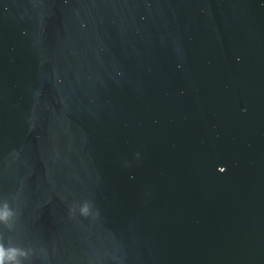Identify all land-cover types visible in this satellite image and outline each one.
Masks as SVG:
<instances>
[{
	"label": "water",
	"instance_id": "obj_1",
	"mask_svg": "<svg viewBox=\"0 0 264 264\" xmlns=\"http://www.w3.org/2000/svg\"><path fill=\"white\" fill-rule=\"evenodd\" d=\"M0 247L264 264V0H0Z\"/></svg>",
	"mask_w": 264,
	"mask_h": 264
},
{
	"label": "clouds",
	"instance_id": "obj_2",
	"mask_svg": "<svg viewBox=\"0 0 264 264\" xmlns=\"http://www.w3.org/2000/svg\"><path fill=\"white\" fill-rule=\"evenodd\" d=\"M6 255L7 254L5 253L4 249L2 247H0V264H4V260H5ZM14 256H15V253H14V250H13V255L9 256L8 258L9 259H14Z\"/></svg>",
	"mask_w": 264,
	"mask_h": 264
}]
</instances>
